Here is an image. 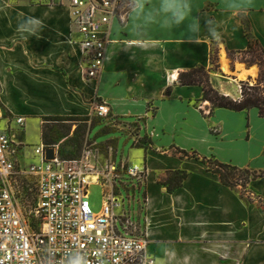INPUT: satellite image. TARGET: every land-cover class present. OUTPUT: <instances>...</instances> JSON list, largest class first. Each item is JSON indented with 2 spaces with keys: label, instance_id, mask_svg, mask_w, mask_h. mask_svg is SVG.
Returning <instances> with one entry per match:
<instances>
[{
  "label": "crops",
  "instance_id": "0c3cea01",
  "mask_svg": "<svg viewBox=\"0 0 264 264\" xmlns=\"http://www.w3.org/2000/svg\"><path fill=\"white\" fill-rule=\"evenodd\" d=\"M233 3L246 11H226ZM193 8L201 23L209 18L217 22L220 39L203 33L198 43L184 42L182 31L159 25L137 36L128 15L125 25L117 21L111 24L112 43L99 78L86 80L84 59L76 44L80 35L71 26L66 8L0 0V123L4 122L0 131L10 127L14 133L18 130L15 119H24L22 130L16 133V161L19 168H27L38 162L35 155L26 154L32 121L39 124L40 146L43 118L90 117L97 101L109 107L115 120L144 119L138 123L150 144L141 148L139 163L131 162V154L126 160L147 170L139 189L141 203L131 206L130 211L145 232L148 254L156 264H264V207L259 202L264 201V179L247 185V196L252 199L248 201L240 187L224 186L200 160L177 154L196 148L200 136L192 135L193 127L188 123H197L202 128L200 140L213 144V137H229L238 143L234 148L244 161L217 159L219 162L264 170V118L257 110L215 108L209 114L211 108L202 101V89L179 84L180 74L204 67L210 70L209 82L215 90L239 99L238 82L243 80L238 78L236 66L241 64L228 54L245 51L249 39L257 41L264 51V0H193ZM29 16L43 24L38 36L21 32L19 26ZM213 51L217 71L210 63ZM222 58L228 62V70L235 71L233 85H222ZM256 71L259 73L257 67ZM169 130L184 136L190 145L165 142ZM176 172H185L187 177L168 192L160 180Z\"/></svg>",
  "mask_w": 264,
  "mask_h": 264
},
{
  "label": "built area",
  "instance_id": "2783aa9c",
  "mask_svg": "<svg viewBox=\"0 0 264 264\" xmlns=\"http://www.w3.org/2000/svg\"><path fill=\"white\" fill-rule=\"evenodd\" d=\"M48 8H66L70 24L80 35L76 41L83 57L86 80L99 78L112 43L114 21L125 25L128 10L123 0H28ZM92 115L112 120L109 107L95 102ZM119 121V120H118ZM121 123V122H120ZM18 130L0 131V264H67L79 252L87 264H156L148 254V240L131 205L117 195V188L130 182L134 191L143 184L145 166L129 164L97 154L90 146L72 159L61 158L57 146L34 149L38 162L27 168L17 166L18 133L23 118H16ZM120 129L129 126L118 124ZM53 150L47 159L46 150ZM30 178L33 204L26 211L18 191V180ZM103 188V204L94 213L89 188ZM144 202V198H143Z\"/></svg>",
  "mask_w": 264,
  "mask_h": 264
},
{
  "label": "rangeland",
  "instance_id": "374dc122",
  "mask_svg": "<svg viewBox=\"0 0 264 264\" xmlns=\"http://www.w3.org/2000/svg\"><path fill=\"white\" fill-rule=\"evenodd\" d=\"M220 62H222V60ZM240 64L241 67L238 65L236 66V71H238V73L242 71L240 69L247 70L246 68H244L247 67L244 63L240 62ZM256 67V65L250 66V68H253L255 70L254 76L247 77V79L241 82H248L250 86L255 85L259 76V73H257L256 71ZM226 69L228 70V62L226 65ZM257 69L259 71L258 67ZM223 70V74L225 75L223 77L225 78H221L222 85H226L225 83L232 85L235 84V71L232 70V73L229 70H225L224 68ZM238 84L240 86V82H238ZM88 119L89 120L86 123L61 122L42 125L41 122V141L42 128L44 126H48L49 130H45L43 136L46 132V134L52 140L51 145L57 146L59 148V151H61L66 156H77L78 154H80L82 149H84V147L90 146L97 151V154L103 156H108L109 149L112 150V156L118 157L119 159L122 157L124 158V160H127V154H131V162L139 163L140 155L143 150L138 147V142H141L144 138H146L140 129L141 123L135 122L134 120H116L114 123H112L113 125H115L113 126L111 123L100 120L93 115H91ZM120 122L126 126H129V129L118 128V124H121ZM188 124L193 127L192 135H198L200 137L196 141V148H182L183 150H186V152L189 153L190 150H192L201 157L210 158L213 156L218 160L232 159L236 163H242L244 161V156H241V153L234 148L238 143L234 144L229 137H219L218 140H215V138L213 137V141H211V143L213 144H209L210 142L208 140H200L202 137V128L198 127L197 123ZM0 127H4V122L0 123ZM28 132V144L30 146L26 148V154L33 156L34 149L38 147V144L40 143L39 124L37 121L31 122ZM166 133L169 137H166L165 142L176 140V142L181 143V145H190V143L187 141V139L184 138V136L175 134L172 130L166 131ZM135 135H138L139 137L134 138ZM175 146L179 147L177 144H175ZM18 191L22 196L23 204L27 207L26 211L29 210L33 204L34 197V186L32 180L30 178L18 180ZM116 191L117 195L122 199V201L128 205L138 206L141 203V193H136L130 182H125L124 184L120 185ZM103 195V188L101 186L93 185L89 188V204L94 213L100 212L103 204Z\"/></svg>",
  "mask_w": 264,
  "mask_h": 264
},
{
  "label": "trees",
  "instance_id": "16d2710c",
  "mask_svg": "<svg viewBox=\"0 0 264 264\" xmlns=\"http://www.w3.org/2000/svg\"><path fill=\"white\" fill-rule=\"evenodd\" d=\"M247 35V33H246ZM248 36V35H247ZM229 58L231 60L238 59L240 62L244 63L247 67L256 65L259 68V76L255 85L250 86L248 82H240V98L233 100L229 97L221 95L217 90H215L209 82V72L210 70L204 67H198L190 70L186 73L179 75V84L181 86H198L202 89V101L208 102L210 105V112L215 108H223L234 112H248L251 109H256L258 116L264 118V51L257 41L249 39L247 48L243 52H230ZM211 66L213 70L218 69L216 52L213 51L211 55ZM241 67V66H240ZM100 102V101H97ZM89 117L84 118H73V117H55V118H43L42 125H49L50 123H61V122H83L86 123ZM98 118V117H97ZM109 123L110 120H104ZM112 120H115L114 118ZM118 121V120H117ZM144 122V119L137 120L136 122ZM113 125V124H112ZM117 125V124H116ZM115 126V125H113ZM137 128V127H136ZM45 130H49L48 126L42 128V144L45 147H52L51 138L46 134L43 136ZM137 138V135L134 136ZM139 148H147L149 146V141L144 138L141 142H138ZM81 154V152H80ZM77 156H66L61 151L59 155L64 159H72ZM177 154L181 158L200 160L204 165H206L207 172L215 174L218 176L221 183L226 187H240L243 196L248 195L247 185L251 181L264 179V170L255 171L247 168H239L237 166L221 163L215 157L204 158L200 157L195 152H185L177 151ZM187 174L185 172L168 173L166 179H161L160 183L165 185L168 192H172L174 189L178 188L183 180H185ZM248 201L252 199L247 196ZM264 207V201H259Z\"/></svg>",
  "mask_w": 264,
  "mask_h": 264
},
{
  "label": "clouds",
  "instance_id": "9594fccd",
  "mask_svg": "<svg viewBox=\"0 0 264 264\" xmlns=\"http://www.w3.org/2000/svg\"><path fill=\"white\" fill-rule=\"evenodd\" d=\"M239 8L246 11L238 3L227 6L226 11ZM128 15L132 20V30L135 35L143 36L154 25H159L169 31L180 30L184 33V42L198 43L201 35L207 33L209 38H221L219 26L214 19L203 23L198 16L193 15V0H127ZM22 34L28 37L38 36L43 24L34 17H27L20 24ZM67 264H87L86 257L75 252L68 257Z\"/></svg>",
  "mask_w": 264,
  "mask_h": 264
},
{
  "label": "bare ground",
  "instance_id": "6f19581e",
  "mask_svg": "<svg viewBox=\"0 0 264 264\" xmlns=\"http://www.w3.org/2000/svg\"><path fill=\"white\" fill-rule=\"evenodd\" d=\"M226 65H227V61L222 58V66L225 70H227ZM241 70L242 71H240L238 73L239 79H241V80H245V79H247V77H253L254 76L255 70L253 68H248L247 70H243V69H241Z\"/></svg>",
  "mask_w": 264,
  "mask_h": 264
},
{
  "label": "water",
  "instance_id": "95a60500",
  "mask_svg": "<svg viewBox=\"0 0 264 264\" xmlns=\"http://www.w3.org/2000/svg\"><path fill=\"white\" fill-rule=\"evenodd\" d=\"M233 73V71H230ZM46 157L47 159H51L53 157V150L49 149V150H46Z\"/></svg>",
  "mask_w": 264,
  "mask_h": 264
}]
</instances>
